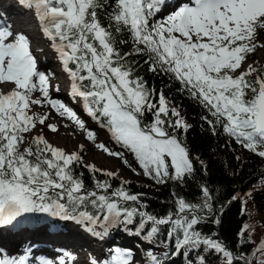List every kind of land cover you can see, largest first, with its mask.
Listing matches in <instances>:
<instances>
[{"label":"snow or ice","instance_id":"6c2138e0","mask_svg":"<svg viewBox=\"0 0 264 264\" xmlns=\"http://www.w3.org/2000/svg\"><path fill=\"white\" fill-rule=\"evenodd\" d=\"M18 3L38 19L71 81V97L107 129L116 144L135 156L145 176L157 183L182 181L194 166L178 136L179 130H187L189 125L163 92L158 103L153 101L156 90L138 75L140 65L133 57L144 58L149 72L178 82L180 90L210 114L212 119H204L213 130L221 126L242 147L264 158V64L248 62L251 54L264 49L258 38L264 31V0H186L163 17L169 0ZM128 45L130 51L123 52ZM5 84L12 85L6 93L2 91ZM52 90L49 75L38 68L29 38L0 20V225H10L24 214L46 213L83 222L89 231L100 225L105 235L110 228L123 225L128 231L132 225L137 235L146 230L145 238L150 240L160 233L161 226H168L167 236L175 241L172 254L203 246L222 254L225 264L239 260L264 264V240L250 256H235L220 241L196 230L206 218L199 213L212 211L206 186L202 203L179 198L175 212L164 217L142 211L143 205L124 206L122 202L140 200L139 194H130L124 187L126 181L111 192L108 180H95L94 188L86 189L82 174L75 172L83 163L80 152L68 153L51 144L42 132L34 134L38 126L45 125L49 113L33 109L47 105L76 123L88 140L96 139L71 107L51 96ZM149 115L151 120L145 122ZM47 127L57 130L55 124ZM96 147L123 158L122 152L103 143ZM85 167L93 174L116 175L94 165ZM88 205L95 213L82 210ZM249 228L244 225L241 237ZM168 255L164 253V258ZM146 256L147 264H164L152 251ZM0 264H27V254L18 259L4 256ZM91 264H134V258L130 250L116 248L109 258L92 259Z\"/></svg>","mask_w":264,"mask_h":264},{"label":"trees","instance_id":"16d2710c","mask_svg":"<svg viewBox=\"0 0 264 264\" xmlns=\"http://www.w3.org/2000/svg\"><path fill=\"white\" fill-rule=\"evenodd\" d=\"M130 49L131 45H128L123 47L122 51L127 52ZM133 58L140 65L137 69L138 75L147 81L149 88L156 90L153 101L158 103L159 94L163 92L169 105L176 107L180 116L189 125L187 130H179L178 136L189 151L194 170L182 181L167 179L162 186L151 181L126 180L120 173H115L114 177H107L103 172L93 174L85 167L84 162L76 166V174H82L85 188L88 190L94 188L95 180H108L111 184L109 192L126 181L124 187L130 194H139L140 200L122 202L123 205L126 207L143 205L142 211L157 217L175 212L176 200L179 198L193 204L202 203L204 200L202 188L206 186L211 196L212 211L208 213L204 210L199 213L206 218L196 230L220 241L235 256L241 254L250 256L264 240V158L242 147L234 137L224 133L221 126L216 125L213 130V126L204 119L205 116L212 119L210 114L187 92L181 91L178 82L171 80L167 75L149 72L147 65L143 63L144 58ZM249 60L251 63L257 62L254 53L249 56ZM150 120L149 115L145 122ZM126 158L137 172L144 176L135 156L128 150ZM234 196L239 198L233 200ZM82 210L93 213L96 211L90 205ZM25 215L31 221L38 223L45 218L46 213ZM138 221L139 217L136 218L137 223ZM244 225H250V228L241 237L240 233ZM92 227L96 232L102 231L100 225ZM167 227L161 226L160 233L154 239H149L157 250L162 249L165 253H169L167 258H164V253L158 254L164 260V264H225L222 254L206 251L203 246L198 249L184 248L181 252L172 254L175 251V241L167 236ZM128 228L129 230L125 231L124 226L120 225L109 229L112 246L116 245L119 236L128 234L134 237V246L144 249L147 231L137 235L134 226L129 225ZM201 257L203 260L200 259ZM147 259L144 264H147ZM234 264H244V261H234ZM253 264H256L255 260Z\"/></svg>","mask_w":264,"mask_h":264},{"label":"bare ground","instance_id":"6f19581e","mask_svg":"<svg viewBox=\"0 0 264 264\" xmlns=\"http://www.w3.org/2000/svg\"><path fill=\"white\" fill-rule=\"evenodd\" d=\"M28 12L31 13L34 21V26H32L34 30L38 32L39 36L31 34L30 30L25 27L29 25L26 24L29 19L26 15ZM23 14L24 17L21 16ZM22 18L23 20H21ZM0 20L11 25L12 31L15 33H18V31L22 33L25 32L30 43L34 41L38 44L45 43L48 46L47 49L50 52L49 54L48 51L43 52L44 54L34 53V49H32V52L37 58L39 70L44 71L55 81L53 83L54 90L51 91V96L60 99L66 104L67 96L64 95L63 92L65 90L63 91L62 87H64L63 85L68 81V79H66L68 74L64 70L60 71L55 69L54 65H59L61 62L55 50L52 49L48 38L41 34L40 23L33 11L21 6L18 0H0ZM10 20H15V24L18 25V28H13V22ZM17 29L19 30L17 31ZM40 49L42 51L45 50V48ZM11 87V84H5L2 87V91L6 93ZM44 107V113H49V119L46 121L45 125L38 126L36 130L38 133L47 132L51 144L63 148L68 153L74 152L77 147L80 148V146L83 145V150L86 152L87 160L90 164L109 167L108 155H105L103 149L96 147L99 143H103L106 146L105 136L102 132H94L96 129L92 128L91 131L95 133L96 139L94 141L88 140L86 132L80 135V131L78 132L75 129H71L70 126L73 124L77 125L76 123L66 116L62 117L54 110H50L47 105ZM33 111L44 114L41 112L40 107H34ZM47 124H55L57 130L51 131L47 127ZM84 233L85 232L78 228V225H72L71 223L70 225H65L62 230L58 231L52 228L51 220L45 222L41 226H34L27 224L22 218L16 228H5L4 232L0 230V254L3 257L7 256L16 259L27 254V264H43L45 260L51 261L52 264H59L61 260H64L65 264H90L91 260H97V257L101 260L102 257H100L99 253L96 251L101 252L102 242H99L97 239H88ZM86 243L95 248L96 251L90 249L91 247L82 248L83 244ZM47 253L49 256H44ZM76 261L81 262L77 263Z\"/></svg>","mask_w":264,"mask_h":264},{"label":"rangeland","instance_id":"374dc122","mask_svg":"<svg viewBox=\"0 0 264 264\" xmlns=\"http://www.w3.org/2000/svg\"><path fill=\"white\" fill-rule=\"evenodd\" d=\"M186 1V0H185ZM180 4L177 3V0H170L169 1V7L166 8L162 13H161V17L167 15L168 12L174 10L176 7H178ZM25 14V12H24ZM24 14L21 15L22 17H24ZM26 15L28 16V22L26 24L25 27L30 30L31 34H35L36 36H39L38 32L36 30H34L33 26H34V21L32 19L31 13L28 12L26 13ZM11 19V18H10ZM13 19V18H12ZM23 20V18L21 19ZM13 22V24H15V20H10ZM33 25V26H32ZM18 26V25H17ZM40 32L41 34H43L42 30H41V26H40ZM17 33V32H16ZM21 33V32H19ZM25 35L26 33L23 32ZM27 36V35H26ZM44 36V35H43ZM28 37V36H27ZM259 40L261 42H264V31H261L259 34ZM40 48H45L44 51H42ZM48 46L44 43H40L38 44L37 42L32 41L31 42V50L34 49V53H40V54H44L43 52L48 51ZM50 52L48 51V54ZM255 58L257 59V62L259 64H264V49H258L255 53ZM52 58V57H51ZM54 58V57H53ZM249 63H251L250 60H248ZM55 69L62 71V64H55ZM57 79V78H56ZM66 79H68L67 83L65 85H63L64 87H62L63 89V93L65 96H67V106L71 107L79 116V118L81 120L84 121L85 123V127L88 130H91L92 128H95L96 131L94 130V132H102V134L105 136V141H106V147H108L110 150L114 151V152H122L123 158L118 157V156H112L109 155L107 152L104 153L108 158V162H109V167H105V166H99V165H94L97 169H101L104 170L106 172H113V173H120L121 175H123V177L126 180H139L141 182H146V181H151L154 182L155 184L162 186L163 184L166 183H157L155 180L151 179L148 176H142L139 174V172H137V170L134 168V166L131 164V162L126 158V152L127 149H124L121 147V145L116 144L115 141H113L111 139V134L107 131L106 128H102L100 126L99 123H97L95 120H93L90 116H88L87 112L83 109V106L80 102L74 100L71 95H70V85H71V81L69 79V77H66ZM51 83L53 84L55 81H53V79L50 78ZM59 81V79H58ZM61 81V80H60ZM41 112H45L44 109L45 107H40ZM71 129H75L76 131H80L79 134L83 135V133L85 132L84 130L80 129L78 125L73 124L72 126H70ZM68 129V128H67ZM34 134H38V132L36 131ZM43 135L45 136V138L50 142V139L48 137V133L44 132ZM51 143V142H50ZM75 151L80 152V155L83 157V162L85 163V165H93L90 164L87 160V154L84 150H80V148H76ZM127 160L128 164H125L124 161ZM143 171V170H142ZM36 215H43V213H34ZM47 215V214H46ZM44 215L45 218H43L39 223H33L34 226H41L43 225L45 222H49L51 220V226L52 228L55 230H62L63 227H65V225H70V223L72 225H78V228H80L83 232H85L84 234L86 235V237L88 239H97L99 242H102L101 244V252H98L95 250V248L91 247L89 244H83V247L92 249L93 251L95 250L97 253H99L100 257H102L101 259H107L110 257V255L112 254L113 250L116 248H120V249H128L132 252L133 258H134V264H144L145 260L147 259L146 253L148 251H152L155 254H161V253H165V250H157L151 241H149V239H147V241L144 242V249H141L137 246L133 245V240L134 237L133 236H129L128 234H122V236H119V238L116 240V245L113 247V243L111 240V237L109 236L108 232L107 234H103L104 229L102 227V231H100V233H102L101 235H96V231H89L88 227L86 226L85 223L81 222L78 223L76 220H66L63 219L62 217H53L51 215ZM43 217V216H42ZM56 225V226H55ZM1 230V229H0ZM5 230V228H4ZM3 230H1L2 232ZM109 231V230H108ZM85 248V249H86ZM89 249V250H90ZM88 250V249H86ZM44 256H49L48 253L45 254ZM97 257V256H96ZM0 258H3V256L0 254ZM97 260H100L99 257H97ZM39 263V262H38ZM91 264V263H90Z\"/></svg>","mask_w":264,"mask_h":264}]
</instances>
